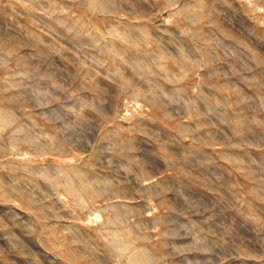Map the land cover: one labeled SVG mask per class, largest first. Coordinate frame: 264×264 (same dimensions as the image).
I'll return each instance as SVG.
<instances>
[{"label":"rangeland","instance_id":"1","mask_svg":"<svg viewBox=\"0 0 264 264\" xmlns=\"http://www.w3.org/2000/svg\"><path fill=\"white\" fill-rule=\"evenodd\" d=\"M0 264H264V0H0Z\"/></svg>","mask_w":264,"mask_h":264}]
</instances>
